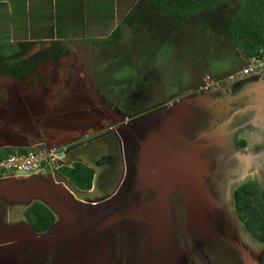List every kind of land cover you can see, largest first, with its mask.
<instances>
[{"label":"flooded vegetation","instance_id":"af4514ba","mask_svg":"<svg viewBox=\"0 0 264 264\" xmlns=\"http://www.w3.org/2000/svg\"><path fill=\"white\" fill-rule=\"evenodd\" d=\"M246 68L245 66L233 68L229 72H220L203 78L191 90L182 89L167 101L162 99L164 93L159 90L162 82L156 84L148 82V79L145 78L124 87L126 83L115 78V81H120L123 89H129V92L125 93L123 98L113 96L112 98L115 100H120L118 103H113L110 97L101 93V89L98 88L97 82L93 78L91 80L92 91L100 104L98 109L103 112H100L101 115L98 116L93 114L97 118L96 125L93 127L95 132L91 134L92 131L85 128L81 134L69 140L70 147L69 145L61 146L62 151L65 149L67 151L60 153L58 159L47 166L38 176L52 177L59 183L69 185L86 205L91 206L97 203L99 211L94 213L95 221L59 226L60 220L51 213L54 217L51 223L43 220L38 224H33L25 216L27 211H24L22 220L7 217L8 221L5 222L13 224L15 227L26 222L33 229L37 238L43 240L38 246L39 250L29 246L24 248L23 254L19 256L15 254L16 250H13L12 253L15 254L13 261L10 256H0V264L8 262L10 264H82L85 255L103 254L104 259L101 264H213L214 256H216L215 259H218L217 262L223 264H245L244 255L240 251L241 244L249 249L254 257V262L258 261L259 264H264V250L263 254L259 252L261 256L258 252L251 250L252 248L246 243V236H249L248 230L242 228L239 231V226L244 224L240 218L236 199V193L245 185L250 187L257 183L259 189L264 191V170H260V172L253 170L247 180H243L245 177L241 175L243 170L240 169L242 165L238 159L240 154L249 155L250 153L264 152V143L257 144L258 140L254 141L250 137L244 141L238 140L236 137L235 140L232 138L233 142L228 146L217 148L207 155L208 163L212 164V169H207L212 172L211 180L217 187H220V193L224 195V200L219 199L221 204L219 223L223 234L221 237L212 241L196 239L191 233L189 220L184 212V207L189 199L182 194H177L174 197L173 202L176 200L181 210L178 229L182 233L179 234L182 238H178L174 233V242L181 252L180 257L178 254H172L175 250L167 240L169 236L158 241L148 251L147 244L151 239V228L140 214L157 201L158 194L154 189L140 191L138 182L134 186L130 181L134 177H131V169L137 172V176L143 173L141 145L148 140V133L151 129L143 124L154 121L155 125L152 128L165 125L168 119L174 115L170 112L177 111L179 108L176 107L179 104L198 97L208 96L219 98V100H222L227 94L234 97L237 93L244 91V87L239 83L232 85V77H249L243 74ZM105 83L107 84V82ZM157 96L162 102L156 99ZM254 105L255 100H245L232 107L231 110L234 113L248 110L245 112L247 115L241 114L234 121L233 117L226 120L218 117V112L209 110L211 108L208 106L206 109L203 108L204 104L202 103L198 104L200 108H186L185 111L200 113V121L206 122V129L204 127H195L193 130L187 128V132L194 137H203L208 132H215V134L234 131L243 133L244 131L240 130L241 127L245 129L251 127L256 131L262 130L261 124L254 123V119L257 118L253 110ZM100 117L103 119H99ZM209 119H213V121L207 124ZM138 121H141L142 126L134 123ZM215 121H217L216 126H212ZM77 124L74 122L73 126ZM61 139L63 138L56 136L53 139L50 135H46L45 141L59 145L64 142ZM66 140L68 141V139ZM134 150L138 152L136 156ZM216 158L223 159L225 165L220 169L218 175L215 173L214 166L218 162ZM262 162L263 160H261ZM79 165L87 166L96 173L94 186L90 192L77 190L66 175V171ZM20 178L23 177L16 179ZM36 204L41 205L35 203L27 209L16 207L12 212L22 209L30 210ZM132 223H137L139 231L137 229L133 231ZM93 228L98 229L93 231ZM140 228H144V231H140ZM167 229L169 232L168 227ZM115 237L120 238L118 244H115L113 240ZM253 239L255 240L254 236ZM139 244L142 245L141 251L138 250ZM261 244L264 245L262 242ZM192 247L195 249L194 252ZM206 252L209 256L206 255ZM182 254H185L187 258Z\"/></svg>","mask_w":264,"mask_h":264},{"label":"rangeland","instance_id":"374dc122","mask_svg":"<svg viewBox=\"0 0 264 264\" xmlns=\"http://www.w3.org/2000/svg\"><path fill=\"white\" fill-rule=\"evenodd\" d=\"M28 1L35 0H22L12 6L19 10L13 11L9 6L7 11L0 13V17L4 18L0 21V34H2L0 49H3V52L13 49L15 44L23 41V29L25 32L29 31L22 18L24 10L28 9L29 5L26 4ZM154 1L144 0L135 8L136 12L131 16L133 18L130 24H134L135 16L143 13V28L134 30L136 33L128 30L121 34L115 44L95 46L104 48L102 50L93 45L89 49L81 42L98 36L84 35L78 36L73 44L71 42L66 45L71 48L72 56L63 61L58 76L42 74L47 77L48 83L38 80L36 86L33 83L18 84L9 77L0 75V150L5 148L14 151L22 149L27 144L32 147L31 151L38 148L62 149L61 146L70 147L69 140L77 137L85 128L93 134L95 132L93 127L97 121L94 115L103 113L98 109L100 104L92 91L93 78L101 93L110 97L113 103L120 101L112 98L113 96L123 98L124 94L129 92V89H123L120 81H115V78L126 83L124 87L145 78L148 82L156 84L162 79L159 90L164 93L162 99L167 101L182 89L191 90L203 78L220 72H229L237 64L238 68L244 66L246 62L244 54L236 49L231 51L225 48L224 40L227 39L213 34L209 17L199 16L187 22L177 19L179 21L177 22L174 16L167 13L163 14L165 21L172 24L164 23L162 27L158 20H147L148 9L153 6ZM155 15L158 18L159 14ZM232 29L234 40H238L236 27ZM57 30L61 31L59 27ZM156 99L161 100L158 96ZM74 122L78 124L73 126ZM78 125L80 127H77ZM40 135L41 137L50 135L53 139L58 136L63 138L61 140L64 142L59 145L40 143L35 139ZM216 160L218 162L214 166L218 175L225 165L223 159L216 158ZM211 187L218 198L224 200L220 187H217L213 180ZM174 202L172 206L176 209L175 233L181 239L182 236L179 234L182 233L178 229L181 213L178 202L176 200ZM24 211L27 210L11 212L9 219L22 220ZM131 228L133 231L136 229L139 231L137 223H132ZM242 228L246 229L241 225L239 231ZM97 229L93 228V231ZM142 230L144 231V228H140V231ZM113 240L118 244L120 238L115 237ZM246 243L252 248L251 250L263 254L264 245L257 239L254 240L250 233L246 236ZM141 249L142 245L139 244L138 250ZM192 250L195 251L194 247ZM183 255L187 258L185 254ZM206 255L209 256L207 252ZM215 258L216 256L212 260L213 264H223L217 262L218 259Z\"/></svg>","mask_w":264,"mask_h":264},{"label":"water","instance_id":"95a60500","mask_svg":"<svg viewBox=\"0 0 264 264\" xmlns=\"http://www.w3.org/2000/svg\"><path fill=\"white\" fill-rule=\"evenodd\" d=\"M239 79L241 80L240 77ZM209 101L211 105L214 104L209 110L218 112V117L226 120L235 114L231 110L235 105L230 100L225 101L226 106H224L225 103H220L224 101L223 99L217 101L216 98L202 96L179 104L176 107L179 108L177 111L170 112L174 115L165 125L152 128L155 125L154 121L143 124L151 128L148 140L141 145L143 173L137 176V172L131 169V177H134L130 181L134 186L138 182L140 191L154 189L158 194L157 201L140 214L151 228V239L147 244L148 251L158 241L169 236L167 240L175 250L172 254H178L180 257L181 252L174 242L176 226L174 211L176 209L172 206L177 194H182L189 199L184 212L189 220L191 233L196 239L212 241L223 235L219 223L221 204L211 187L212 172L207 169H212V164L208 163L207 155L217 148L228 146L233 139H236L238 132L217 134L208 132L203 137H194L187 132V128L193 130L195 127H204L206 129V122L200 121V113L188 112L185 109L200 108L199 103L204 104L203 108L206 109ZM212 121L213 119H209L207 124ZM134 123L141 125V121ZM216 124L217 121L212 126ZM134 152L136 156L138 152L135 150ZM238 159L242 165L240 169L243 170L241 175L245 177L243 180H247L253 170L257 172L264 170V152L240 154ZM261 160H263L262 163ZM240 180L242 182V179ZM169 182H174V185L169 187ZM35 203H40L55 215L60 220L59 226L83 222L93 223L94 213L99 211L97 203L91 206L86 205L73 188L57 182L52 177L34 176L0 181V256H10L13 261L15 260L13 255L23 254L26 247H36L39 250L38 246L43 239L39 240L26 222H22L18 227L6 223L7 217L14 208L27 209ZM241 246L240 251L244 255L245 264H259L258 261L254 262L250 251H247L242 244ZM13 250L17 253L13 254ZM5 253L7 255H4ZM103 259L104 254L85 255L82 264H101Z\"/></svg>","mask_w":264,"mask_h":264},{"label":"trees","instance_id":"16d2710c","mask_svg":"<svg viewBox=\"0 0 264 264\" xmlns=\"http://www.w3.org/2000/svg\"><path fill=\"white\" fill-rule=\"evenodd\" d=\"M148 13L147 20H158L160 27L164 23L172 24L165 21L163 14L167 13L174 16L177 22H187L199 16L209 17L213 34L228 40H224L226 49H236L249 60L259 57L264 51V0H155ZM155 14H159L158 18ZM132 18L127 20L129 24ZM233 27H236L238 40H234ZM119 34L120 32L114 34L112 43L116 42ZM48 39L52 40L50 37ZM46 44L20 42L15 44L16 49L6 52L0 49V75L9 77L18 84L33 83L36 86L38 80L48 83L47 77L42 74L58 76L63 61L72 56V51L61 40L50 44V47ZM233 68H238V64ZM29 151L31 149L27 151L19 148L12 151L4 148L0 150V159L15 152L22 154ZM66 175L77 190L90 192L93 189L96 173L89 167L79 165L66 171ZM248 186H242L236 193L240 218L248 233L264 243V191L259 189L257 183ZM25 216L33 224L43 220L51 223L54 219L51 212L39 204L27 210Z\"/></svg>","mask_w":264,"mask_h":264},{"label":"crops","instance_id":"0c3cea01","mask_svg":"<svg viewBox=\"0 0 264 264\" xmlns=\"http://www.w3.org/2000/svg\"><path fill=\"white\" fill-rule=\"evenodd\" d=\"M22 0H0V13L7 11L9 6L17 5ZM144 0H35L28 1L27 11L24 10L23 20H25L26 26L29 28L28 32L23 29V41L22 42H44L47 43L46 46L50 47V44L58 42L61 40L64 46L72 44L77 40L78 36L84 35H96L97 38H89L83 40L81 43L86 45L89 49L92 45H105L106 42L111 44V40L114 34L126 33L128 30L136 33L137 28H143L144 20L143 13H138L134 18V24H128L127 20L135 14L138 6L143 3ZM131 5V7H130ZM13 11L19 10V8L12 7ZM2 17L0 20L2 21ZM57 27L61 31L57 30ZM52 38L48 39V38ZM116 40V42L119 40ZM87 42V44L85 43ZM115 42V43H116ZM79 43V41H78ZM103 43V44H101ZM113 43V44H115ZM100 50L104 49L101 47H95ZM38 49H40L38 47ZM71 49V48H69ZM246 62L244 64L247 67L248 58L244 56ZM234 78L232 85L240 84L244 87V91L237 93L234 97H230L227 94L223 97L224 101L220 103H225L228 100L231 101L233 105L242 103L247 100H255L254 113L257 118L254 119V123L261 124L262 130L256 131L251 127L240 128L243 133H238L237 139L244 141L247 137L257 141V144L264 143V71L258 72L255 75L249 77H243L241 80L239 77ZM162 81V79H161ZM160 81V82H161ZM219 101V98L217 99ZM226 101V102H225ZM208 108L213 107L210 102H208ZM245 111H239L233 114L231 117L234 119L239 115H247ZM256 131V132H255ZM252 132V133H249ZM253 132H255L253 134ZM262 135H260L259 133ZM36 141L40 143H46V137L41 135ZM32 147L30 144L23 146L22 150H30Z\"/></svg>","mask_w":264,"mask_h":264},{"label":"built area","instance_id":"2783aa9c","mask_svg":"<svg viewBox=\"0 0 264 264\" xmlns=\"http://www.w3.org/2000/svg\"><path fill=\"white\" fill-rule=\"evenodd\" d=\"M264 71V51L257 58L249 61L243 72L250 76ZM63 151H67L66 149ZM61 149L38 148L27 153L15 152L4 159H0V181L23 177L30 178L40 175L44 169L58 159L63 153Z\"/></svg>","mask_w":264,"mask_h":264},{"label":"bare ground","instance_id":"6f19581e","mask_svg":"<svg viewBox=\"0 0 264 264\" xmlns=\"http://www.w3.org/2000/svg\"><path fill=\"white\" fill-rule=\"evenodd\" d=\"M173 185H174V182H169V183H168V186H169V187H172Z\"/></svg>","mask_w":264,"mask_h":264},{"label":"clouds","instance_id":"9594fccd","mask_svg":"<svg viewBox=\"0 0 264 264\" xmlns=\"http://www.w3.org/2000/svg\"><path fill=\"white\" fill-rule=\"evenodd\" d=\"M249 61H251V60H248V62H247V67H248ZM234 77H236V76H234ZM233 79H234V78H233Z\"/></svg>","mask_w":264,"mask_h":264}]
</instances>
